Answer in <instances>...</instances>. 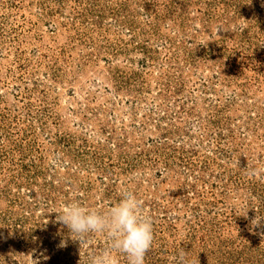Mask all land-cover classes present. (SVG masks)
Returning <instances> with one entry per match:
<instances>
[{"label": "rangeland", "instance_id": "rangeland-1", "mask_svg": "<svg viewBox=\"0 0 264 264\" xmlns=\"http://www.w3.org/2000/svg\"><path fill=\"white\" fill-rule=\"evenodd\" d=\"M125 192L145 264H264V0H0V264H128L55 222Z\"/></svg>", "mask_w": 264, "mask_h": 264}, {"label": "clouds", "instance_id": "clouds-1", "mask_svg": "<svg viewBox=\"0 0 264 264\" xmlns=\"http://www.w3.org/2000/svg\"><path fill=\"white\" fill-rule=\"evenodd\" d=\"M141 207L135 194L125 192L107 214L72 202L55 212V222L66 227L68 237L78 241L81 247L92 234L104 233L110 240L111 248L127 256L128 264H145V256L151 249L154 236L153 222L150 217L141 214ZM262 222L264 218L256 216L251 226L253 229L262 227ZM66 243V240H61L58 246L65 247ZM35 264H40V261L35 260ZM90 264H112V261L109 253L105 252L92 257ZM178 264H189L186 252L179 254Z\"/></svg>", "mask_w": 264, "mask_h": 264}]
</instances>
